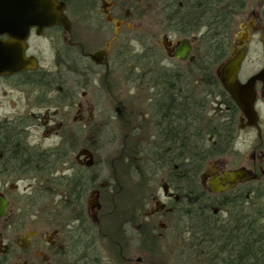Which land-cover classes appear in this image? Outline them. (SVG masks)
Returning a JSON list of instances; mask_svg holds the SVG:
<instances>
[{
  "label": "rangeland",
  "instance_id": "374dc122",
  "mask_svg": "<svg viewBox=\"0 0 264 264\" xmlns=\"http://www.w3.org/2000/svg\"><path fill=\"white\" fill-rule=\"evenodd\" d=\"M141 6L144 8V5ZM256 6L257 0H254L249 3L247 11L254 10ZM248 16L247 14L246 17ZM134 18L135 16L128 21L134 22L135 26L133 27L139 29L123 35L116 43V49L120 50V47L124 49L121 56L125 59L123 61L127 62L122 63L124 66L116 65V73L107 80L110 89L103 83L100 85L101 92L96 89V86H90L87 90L83 89L82 85L86 78L80 81L81 86H79V80L75 77L74 82L70 83L74 94L73 108H67L63 104L60 106L59 103H57V108L53 104L43 107L34 104V95L32 94L35 91L33 89L14 85L11 79L0 80V120L23 116L26 121L28 145L37 150H50L62 145L68 149L66 163L59 165L57 172L53 174L54 177L69 176L73 170L72 164L74 167L77 159L81 161L83 158L77 156L78 152L83 149L81 145L87 141H95V145L89 147V151L93 155V164L86 167L85 170L89 175L85 177L92 183L89 192L96 190L99 194L97 200L89 199V192L86 196V204L88 203L92 208H95L96 204L100 205L98 211L95 212L96 216L90 218L96 223L89 222V225L97 231L95 236H101L107 228L114 229L112 222L116 221L117 224V214L127 211L123 217L125 223L118 222L117 224L116 261L125 257L130 259V262H122V264H183L182 257L184 258V256L181 244L186 243L185 240L191 238V232H193L192 218L185 214L190 213V210H186V207L189 206L185 202H181L178 193L171 190V183L167 182L164 177L168 176L166 172L151 175L148 171L143 175L140 174L142 171L139 172L138 166L134 165L128 172L124 162L128 159V156H125L128 151L135 156L131 157L130 161H135L137 158L140 160L143 156L147 160L145 154L152 146L150 142L154 139L151 134L154 128L153 124L158 119L156 118V109H154L156 108L154 101L158 99L154 96L156 88L152 84V78L156 77L158 73L168 70H177L180 74L186 75L191 73L190 69H199V66L186 64L176 66L169 60L163 59L162 55L164 54L158 44L161 43L165 27L159 21L160 19L154 24L153 19L150 20L148 16L140 19ZM235 21L238 25L244 21V17L240 18L239 16ZM257 24L260 26V30L251 37L249 51L241 66L239 79L242 82L264 66V12ZM125 31V28H122V33ZM61 43V39L58 38L52 40L32 38L28 43V52L35 56L42 69H51L54 58L51 48L54 49L55 45L61 47ZM147 49H157L155 55L156 58L160 57L159 61L158 59L152 60L154 56L151 53L147 54L148 60L145 64L142 61L140 63L136 61L138 62L136 63L129 60V58L134 59L130 55H137L135 59L138 60V55L144 53L146 55ZM198 57H203L202 53ZM207 74L206 71L204 75ZM112 78L116 79L115 85L112 84ZM201 79V75L197 72L194 75L191 73L188 79L181 81L185 82L184 94L186 93L185 89L197 92L194 90L196 88L192 89V87L195 84L202 85ZM83 92L85 93L83 94ZM215 101L216 112L225 110L226 107L221 97L217 95ZM210 108L212 106H208L207 111ZM223 115L224 112L222 115L218 112L216 117ZM56 119L66 122L65 130L59 131L57 135L51 136L52 133H49L50 136L46 135L52 125L55 126ZM113 130H116L114 142L111 138ZM100 131H104V133ZM262 139L264 141V137ZM208 142L206 141V144ZM261 142V139L252 130L240 134L234 138L229 154L221 157L219 165L230 169H236L243 165L246 167L245 170L251 176H256L258 179L255 178V180L264 186V154L262 157L259 153ZM253 151L256 152L255 161L252 159ZM121 156L124 162L120 160ZM135 176H147V178L138 180ZM148 176H153V178ZM41 180L42 177L29 175L21 178H0V188L6 193L11 203L9 217L20 212L35 215L38 210L49 213V209L52 207L56 213L64 214L59 210L60 208L56 210L55 204L63 195L67 194L65 187L52 186L51 192V189L46 190L48 196L35 198L44 189L45 183ZM258 184L255 183V185ZM172 196L177 200H173ZM222 197L223 195L214 197L213 200L219 201ZM155 198L159 200L158 205L168 203V198L172 199L173 203L166 204L168 209H165V213L159 211L157 215L148 217L146 213L149 214L151 210L155 209ZM213 213H218L216 216L219 219L226 217V212L222 209H217ZM160 223L163 224V228L158 229L157 225ZM142 231L146 234L150 232L146 237L149 242L145 244V248H141L138 244L140 239H146L142 236ZM153 237L156 238L152 239ZM157 238L159 239L156 240ZM140 258L141 263L135 261Z\"/></svg>",
  "mask_w": 264,
  "mask_h": 264
},
{
  "label": "flooded vegetation",
  "instance_id": "af4514ba",
  "mask_svg": "<svg viewBox=\"0 0 264 264\" xmlns=\"http://www.w3.org/2000/svg\"><path fill=\"white\" fill-rule=\"evenodd\" d=\"M56 1L64 6L62 13L70 25L69 31L64 30L60 25H55L49 28H44L41 33L37 35L36 29L32 28L29 32L28 39L26 40L27 47L25 50V56L35 58V56L28 52V43L32 38L40 40H52L54 38L61 39V47L55 45L54 49L51 48L54 53L51 69H42L38 64V60L35 58L37 60L36 68L24 69L17 73L0 77V80L11 79L14 85H22L33 89L35 91L34 94H32L34 95V104L43 107L51 106L53 104L57 108V103H59L60 106L63 104L67 108H73L74 94L72 92L73 90H71L70 83L72 84L74 82L75 77L79 80V86H81L80 81L86 78L82 85L83 89L87 90L90 86H96V89H99L101 92V83L105 86H109L110 89V84L107 80L109 78L111 79V75L113 77L116 73V65L118 66V64H122L118 60V56L121 54L119 53V49H116V43L123 37V35L139 29L133 27L135 26L133 24L134 22L132 23V21L129 22L128 20H131L134 16L139 19L148 16L150 20L153 19L155 24V22L160 19L159 21L165 27L161 43L158 44V46L162 48L164 54L162 55V58L169 60L170 63H174L176 66L179 64H186L189 66L197 65L199 68L210 69V77L207 82L208 88H206V80L203 77L201 79V83L204 84L202 92L200 87H197L195 89L197 92H193L190 95H184V89L181 88L180 93H178L177 96L180 94H183L184 96L182 95V99L179 96L180 99L178 98L177 100L181 101H177L175 106L172 104L173 109L168 108L170 105L168 100L170 98L169 93H154V96L161 100V102L154 101L156 106L154 109H156L155 112L160 114V117L162 118V132L160 131L162 134L168 133L169 124L174 121V118L169 119L168 116L170 113L171 115H175L178 119H181L180 127L184 128L186 122L185 114H194V121L198 126H200L201 121L204 123L202 128L213 123L212 128L215 130L214 123L217 119V113L219 112V114L222 115L223 112L224 114L228 112L227 108L216 112L215 78L217 67L220 63L216 64L213 56H209V60L207 56L201 58L198 56L200 53L214 50L210 47L208 50L206 44L207 38L214 35L211 25L216 11L218 8H225L227 15L229 14L230 17H232V20H236L239 16L240 18L242 16L244 17L245 22L238 23V25H236L235 20L233 21L232 28L228 33L229 48L228 54L225 57L227 58L230 56L233 49L237 51L244 48V59L250 48L251 37L260 30L257 21L261 18L262 13L264 12L263 0H257L256 8L249 12L247 11V7L249 3L254 0ZM235 4H238L241 7L237 9L235 7L232 8ZM141 5H144V8ZM247 14L249 15L248 17H246ZM240 25H244V28L242 29ZM122 28H125L126 30L123 32L124 34L122 33ZM242 33L248 35V40L243 45H240L238 39L240 38L239 34ZM0 38L2 40L7 39L5 36ZM234 38H237V41L234 42ZM131 39L132 38L130 37V41ZM183 40L188 41V44L191 46V52L185 60L180 61L174 57V51L182 44ZM106 44H108V47H106ZM120 49L122 51L124 50L122 47H120ZM150 50L151 49H147V53H151ZM99 53L100 55H98ZM130 56L135 58L137 55ZM243 62L244 60L242 61V64ZM263 68L264 66L260 70ZM240 82L244 83L245 81ZM115 83L116 79L112 78V84L115 85ZM255 92V110L258 117L257 123L251 127L246 126V119H243L238 110L235 132L232 138L234 140V138H237L240 134L252 130L262 141V146L260 145L259 147V153L263 157L264 83L257 82L255 84ZM84 93L85 92H83V94ZM40 101H43V103H40ZM160 104L161 109L158 110ZM208 106H212L209 111H207ZM57 114L58 113L56 112V115ZM222 121L224 124L227 122L226 118L222 119ZM54 123H56L54 124L55 126L52 125L46 135L50 136L49 133H52L51 136L53 134L57 135L59 131L65 130L66 122H63L62 119H59ZM10 124L15 125L14 127L16 129H22L27 133V128L25 126L26 121L23 116L20 115L18 118L1 119L0 146H3V144L6 143L8 126ZM153 125L154 128L151 134H153L154 139L150 142V145H153V142L157 141L155 123ZM224 129H227L226 124L221 128L223 133H225ZM100 132L104 133V131ZM95 136L98 135L95 134ZM111 138L114 142L116 139V130H113ZM214 140V136L210 135L207 141H209L208 143L210 145L211 143L214 144ZM90 142L87 141L85 144H82L81 147L90 150L89 147L95 145V141ZM229 152L230 151L228 150L208 161L198 175L199 182L211 196H219L223 194L235 195L238 193L244 194L245 192L244 196L247 197L246 189L249 183H259L262 186L261 182L255 180L256 176H252V179L244 181H241L238 178L235 183L224 185V191L218 193L212 192L208 187L209 180L213 177L222 176L223 173L238 170H244L247 172V170H245L246 167L243 165H240L236 169H230L219 165L221 157L223 158L226 154H229ZM255 156L256 152L253 151V161H255ZM76 166L87 169L84 167L83 158L81 161L77 159ZM174 175L177 174L174 172ZM0 176H9L7 160L3 157V153H0ZM67 177H80L85 185L88 181L85 176ZM87 195L88 193L86 196ZM0 196H3L7 202L6 212L3 217H0V264H122V262H130V259L125 257H121L120 260L116 261V221L112 222L114 223V229H105V231H103L105 234L103 233L99 237L95 236L97 235V231L89 225V222L96 223L91 221L90 218L96 216L95 212L98 211V208L100 207L99 204H96V207L92 208L91 205L88 203L86 204L85 198L83 201V204H85L84 208H81V212L77 210L74 214L70 213V211L66 212L67 214H58L52 207L49 213H43L38 210L35 215L20 212L9 217L11 203L6 193H4L1 188ZM98 196L99 194L95 190L91 191V193L89 192L88 198L97 200ZM173 197L174 196H172V199ZM172 199L169 200L168 198V203H173ZM173 200L176 201L177 198L175 197ZM158 201L159 200L156 199L154 202L155 209L151 210L149 214L146 213L148 217L157 215V212L159 211L164 212L168 207V205H166L168 203H166L165 205L163 204L162 209L160 205L157 204ZM69 210H71V208H69ZM52 211H54V215L52 214ZM167 212L169 213V210ZM97 223L100 224V222ZM101 227H103L102 224ZM160 227L163 228V224L160 223L157 225L158 229H160ZM155 238L156 237H153L152 239ZM158 239L159 238L156 240ZM148 242L149 239L147 238L140 239L138 244L141 248H145V244ZM135 261L141 263V258Z\"/></svg>",
  "mask_w": 264,
  "mask_h": 264
},
{
  "label": "trees",
  "instance_id": "16d2710c",
  "mask_svg": "<svg viewBox=\"0 0 264 264\" xmlns=\"http://www.w3.org/2000/svg\"><path fill=\"white\" fill-rule=\"evenodd\" d=\"M234 7L237 9L241 6L235 4L232 8ZM232 24V17L229 14L227 15L226 9L218 8L211 25L214 35L207 38L206 44L208 50L209 47L214 50L204 52L202 56H207L208 60L209 56H213L216 64L223 61L228 54V33L232 28ZM150 51L151 55L154 56L152 60L156 61L158 59L159 61L160 57L156 58V52L154 50ZM119 53L122 54L123 51L120 49ZM147 54L146 52V55L145 53L140 55L138 60L135 58H129V60L133 62L139 61V63L142 61L145 64L148 60ZM118 60L121 63L127 62L123 61L125 59L121 55ZM122 65L124 66V64ZM189 71L192 75L198 72L201 78H205L206 88H208L207 82L210 77V69L204 68L203 70L201 67L199 69H190ZM206 71L208 74L205 76L204 73ZM191 73L183 75L177 70H168L162 71V73H158L156 77L152 78V84L156 88L155 92L169 93L170 98L168 100L170 105L168 108L173 109L172 104L175 106L177 101H181L177 100L179 96L181 99L183 98V94L177 96L181 88H186L183 87L185 82L181 81L188 79ZM215 83V94L221 97L228 111L222 117L217 116L214 123L215 130L212 128L213 123L202 128L204 123L201 121L200 126H198L194 121V114H185L186 122L184 128L180 127L181 119L170 113L168 117L169 119L174 118V121L169 124L168 133L162 134V118L160 114H157L156 118L158 119L154 122L157 141L153 142L149 152L145 154L147 160L144 156L139 160L137 158L139 156H137L135 161H130L131 157L134 158L135 156L130 154L129 151L125 154V156H128L126 162L122 161L123 155L120 160L125 163V169L128 172L133 168L132 165L138 166L139 172L142 171L140 174L143 175L148 171L151 175L166 172L168 176L164 177L167 182L171 183V190L178 193L181 202H185L190 207H186V210H190V213L185 214L192 218L193 232H191L192 237L187 238L185 240L187 242L181 244L184 256V258L182 257L183 264H264V186L249 183L246 189L247 197L244 196L245 192L244 194L238 193L235 195L223 194L221 200L214 201V197L222 195L211 196L199 182L198 175L206 163L212 160L213 157L230 150L238 114L237 107L221 88L217 73ZM197 87H200L202 92L204 84H195L192 89ZM185 90L186 93L184 95L193 93L192 90ZM156 101L161 102L160 99ZM161 104L158 106V110L161 109ZM225 118L227 120L225 122L227 129H224L225 133H223L221 128L225 124L222 119ZM14 126L12 124L8 126L6 143L3 146L1 145L2 147L0 146V153H3V157L7 160L9 176L0 177L21 178L28 175L42 177L41 181L45 183V186L41 194H38L35 198L48 196L46 190L51 189V192L52 186H64L67 194L63 195L59 202L55 204L56 210L60 208L59 210L64 212V214H67L66 212L68 211L72 214L76 213L77 210L81 212V208L83 209L85 205L83 201L86 198V194L92 188L91 181L88 180L85 185L80 177L53 176L57 172L59 165L66 163L68 149L62 145L50 150H37L28 145L27 135L24 130H18ZM210 135L214 136L215 142L209 145V143L206 144V141ZM71 168L73 170L69 176H89L85 172L86 169L77 167L76 164L74 167L72 164ZM174 172L177 175H174ZM135 177L138 180L147 178V176ZM148 177L153 178V176ZM217 209H222V211L226 212L224 219L217 218L216 215L218 213H213ZM126 214L127 211L117 214V224L118 222H121V224L125 223L123 217ZM116 229H118V225ZM142 234L146 238L150 232L146 234L142 231Z\"/></svg>",
  "mask_w": 264,
  "mask_h": 264
},
{
  "label": "water",
  "instance_id": "95a60500",
  "mask_svg": "<svg viewBox=\"0 0 264 264\" xmlns=\"http://www.w3.org/2000/svg\"><path fill=\"white\" fill-rule=\"evenodd\" d=\"M63 9V4L56 0H0V37L7 38L6 40L0 38V77L24 69L36 68L37 60L34 57L25 56L29 32L35 28L36 34L39 35L44 28L55 25H60L64 30L69 31L70 25L62 13ZM240 27L243 29L244 25H240ZM239 36L240 45L247 42V34L242 33ZM235 41L237 38H234ZM190 52L191 46L187 40H183L182 44L174 51V57L182 61ZM244 54V48L237 51L233 49L231 55L219 65L217 76L223 90L238 108L243 119H246V126L251 127L257 123L258 119L255 110V84L257 82L264 83V68L241 83L239 72ZM77 156L84 158L85 166L90 167L93 164V155L90 151L82 149ZM238 178L244 181L253 177L244 170L226 172L222 176L209 180L208 187L212 192L218 193L224 191V185L233 184ZM6 207V199L0 196V217L5 214ZM160 207L162 208L163 205Z\"/></svg>",
  "mask_w": 264,
  "mask_h": 264
}]
</instances>
